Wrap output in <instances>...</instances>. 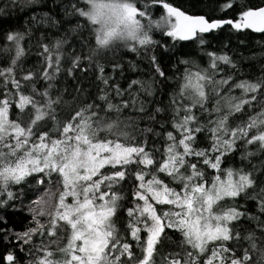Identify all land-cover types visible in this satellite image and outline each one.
Returning a JSON list of instances; mask_svg holds the SVG:
<instances>
[{
    "label": "snow or ice",
    "instance_id": "snow-or-ice-1",
    "mask_svg": "<svg viewBox=\"0 0 264 264\" xmlns=\"http://www.w3.org/2000/svg\"><path fill=\"white\" fill-rule=\"evenodd\" d=\"M17 2L11 0L13 6ZM19 2L29 8L42 0ZM57 2L53 0V4ZM82 2L83 7L73 3V11H65V16L85 18V24L77 23L71 31L88 27L95 46H88V55L82 57L75 49L64 50L66 37L53 38L51 47L41 43L39 55L45 68L40 78L48 82L42 92H37L36 74L25 72L19 63L25 56L26 33L14 31L6 35L11 47L2 51L12 56L8 66L0 68V87L5 89L0 98V209L11 206L10 201L18 198L12 189L28 184L30 178L35 179L36 188L43 187L44 191L27 204L30 226L21 231L0 227V239L15 242V247L9 248L0 261L157 264L159 258L160 264H201L204 257L203 264H264V237H258L255 229H247L242 235L240 228L241 219L247 218L264 231V221L249 213L246 204L237 203L240 199L256 201L258 213L264 214V182L257 183L264 162L248 170L230 162L225 166L226 158L238 147L243 149L241 161L250 162L251 157L264 151V76L231 85L232 75L217 78L218 64L237 68L227 53H206L207 67H201L195 59L182 60L186 67L179 93L171 94L169 101L173 131L164 133L162 152L157 144L149 147L148 137L161 136L153 125L164 127L166 122L156 118L166 109L156 106L147 112L145 100L141 99L138 107L136 103L141 93L147 97L155 95V78L134 79L127 88H121L118 81L109 84L122 67L115 53L125 47L113 43L118 36L136 41L126 49L139 54L141 49L148 52L150 46L158 43L153 39L154 32L175 42L197 41L199 45L207 43L206 34H215L226 26L230 31L264 34V3L253 6L247 0H225L220 11L232 10L233 14L224 18L182 10L170 0ZM30 18L36 21L34 26L51 22L55 27L59 23L48 13L40 14L38 20L36 15ZM31 31L28 28L27 35ZM85 45L87 39L81 41V46ZM106 53L113 54L108 57L112 67L108 75L106 63L102 62ZM149 59L159 76L164 77L156 56L150 55ZM84 60L89 68L95 65L102 87H98L94 99L61 118L56 105L62 97L51 95L55 81L63 71V62L70 63L67 72L71 75ZM133 86L138 91H132ZM235 89L241 94L234 95ZM125 93L128 100L123 99ZM34 94L43 100H37ZM114 99L119 102L114 103ZM13 105L17 109L14 118ZM245 106H259L261 110L247 120L233 121L236 114L244 113ZM126 108L137 115L123 116ZM141 120L147 122L143 128L139 127ZM200 134H204L207 146H199ZM250 145H258L256 151L249 150ZM129 178L135 183L131 186V206H125L124 182ZM54 182L58 197L52 189ZM121 211L124 218L120 217ZM41 218H46L45 222ZM7 223L0 216V224ZM58 228L67 232L63 246L53 239ZM166 229L180 234L181 251L161 256L164 244L172 243ZM241 240L248 247H243ZM17 249L25 256L23 261L17 256ZM253 253H258L255 260Z\"/></svg>",
    "mask_w": 264,
    "mask_h": 264
},
{
    "label": "trees",
    "instance_id": "trees-1",
    "mask_svg": "<svg viewBox=\"0 0 264 264\" xmlns=\"http://www.w3.org/2000/svg\"><path fill=\"white\" fill-rule=\"evenodd\" d=\"M174 3V6L181 7L182 10L191 9L192 12L207 13L210 16H223L228 18L233 14L232 10L228 12H221L219 6L225 2V0H170ZM247 2L253 6L261 5L264 0H247ZM76 3L78 7H83L82 0H58L57 3L53 4V0H42L40 4L34 5L29 8H24L21 3L12 5L11 0H0V8L4 11L0 12V68L7 67L11 59L12 53H5L2 51L4 47H11L10 43L6 40V35L9 32L20 31L25 32V56L19 62L22 64L25 72L31 70L36 74V88L37 92H42L47 86L48 82H45L40 78L41 73L45 68V64L42 56L39 53L42 52L40 47L41 43L52 46L56 37H66L68 43L64 46L66 52H71L75 49L76 53H79L82 57L88 55V46H95L94 37L90 38V29L85 27L83 31H71L75 28L77 23L85 24V18L79 17L78 15L65 16V11H73L71 5ZM67 5V8L64 6ZM238 10V9H237ZM155 12L159 14L160 9L156 7ZM43 13H48L50 17H53L58 21V25L53 27L51 22L48 25H36V21L30 17L33 15L37 16ZM31 28V35H27V29ZM41 34L44 39L41 41ZM207 40L205 45H199L197 41L190 42H175L172 38L165 36L161 32H154L153 39L158 41L153 46L149 47L148 52L140 50L139 54L132 52L130 49L121 48L116 51V60L121 64V69H118L115 73L114 80L109 81L112 85L116 81L119 82L121 88H127L128 84L134 79L149 80L155 78V95L147 97L141 93L139 99H137V107L139 106L140 100L143 99L146 102L147 112H152L156 106L165 108L166 111L163 114L157 115V121H165L163 128L160 127L159 123H155L153 126L156 131L161 133L160 137H155L153 134H149V147L153 144L160 146L161 152L165 144L164 133L167 131H173L171 126V115L168 111L170 105V96L173 93H179L180 84L182 83V76L185 64L181 63L185 59H195L201 67H207L209 57L206 55L208 52L215 53H227L232 60L237 64V68H233L223 63L218 64L217 78L222 76L232 75L234 77L230 85L240 80L255 81L257 78L264 76V34L255 33L251 30H245L242 32L230 31L227 26L223 30H219L215 34H206L204 37ZM87 39L88 45L81 46V41ZM29 44L31 47L29 48ZM112 53H106L105 57L102 58V62L106 63L105 75L112 73L111 62H108V57H111ZM156 56V63L159 64L161 70L164 72V77L159 76L155 71L153 63L150 61L149 56ZM63 71L57 77L55 84L56 87L52 90L51 95H61V101L56 105L57 113L61 118H64L68 113L72 112L78 105L87 103L94 99L98 95V87H102L100 82L97 80L99 75L98 70L93 64L89 68L86 60L82 61L80 67L73 70L72 74L69 75L67 69L71 67L67 61L62 64ZM195 70V69H193ZM121 72L123 76L121 77ZM21 75L19 69H17V78ZM172 77V79H167ZM3 84V79L0 78V85ZM11 84L8 85V89H11ZM77 89L80 90L78 93ZM86 90V91H85ZM5 91L3 87H0V98ZM132 91H138L137 86H133ZM239 89H235L234 95H240ZM36 95V94H34ZM37 100H43L42 97L36 95ZM124 100L129 99V95L125 93ZM179 99V96H177ZM114 103L119 102L113 100ZM261 109L259 106H255L252 109H248L245 106L244 113H238L233 118V121L247 120L248 116L254 115ZM17 109L13 105L12 114L13 118ZM199 114V112H198ZM137 113L132 111L131 108L124 109L123 116L135 117ZM123 118V117H122ZM201 119H205L201 117ZM50 124V122H48ZM146 121L141 120L139 127L143 128L146 125ZM134 131V129H130ZM199 146H207V141L204 134L198 136ZM258 145H250L249 150L256 151ZM243 151L242 148L238 147L237 150L226 158L225 166L230 162L236 167L243 166L245 170L251 169L253 165L260 166L264 162V151H260L257 155L250 158V162L241 161L240 154ZM199 167V165H198ZM207 172H212L210 169H206ZM55 181V177H53ZM264 182V170H261L257 175L258 185ZM47 183V182H46ZM135 183L134 180L129 178L124 182V191L127 193V198L124 201L125 206H131L130 201L132 200L131 186ZM31 184L33 187H29ZM177 186V185H173ZM57 185L55 182L52 185V189L56 192L58 197L59 192L56 191ZM23 189L21 193L20 189ZM17 193V199L10 201L9 207L0 209V216H4L8 223L7 225L0 224V227H12L14 230L21 231L26 226H30L31 215L28 212L27 204L30 200L36 198L37 193L44 191L43 187H35V179L30 178L28 184L15 186L12 189ZM238 204H246V210L249 213L260 216L261 221H264V214H260L256 208V201L243 199L238 200ZM245 210V209H241ZM120 217L124 218L125 213L121 211ZM46 218H41V222H45ZM241 234L243 235L247 229H255L258 237H264V231L257 228V222L242 218L240 221ZM166 232L172 238V243H165L160 255L163 256L169 252L181 251L178 247L182 237L175 230H167ZM67 235V232L57 229V244L63 246V237ZM47 241V237L45 238ZM134 243V242H133ZM260 243V241H258ZM240 244L243 247H248L246 241L241 240ZM264 246V245H262ZM15 247V242L11 244L0 239V257H3L9 248ZM211 247V246H210ZM190 250V248L188 249ZM251 252L252 250L249 249ZM17 256L20 257L21 261L25 259L23 253H20L17 249ZM240 255V252H237ZM258 253H253V259L255 260ZM204 257L201 258V264H203ZM0 264H6V262L0 261ZM157 264H160L159 258Z\"/></svg>",
    "mask_w": 264,
    "mask_h": 264
},
{
    "label": "clouds",
    "instance_id": "clouds-1",
    "mask_svg": "<svg viewBox=\"0 0 264 264\" xmlns=\"http://www.w3.org/2000/svg\"><path fill=\"white\" fill-rule=\"evenodd\" d=\"M143 33H139L138 35H142ZM114 44H118L119 46H122V47H128L130 45H133L136 43V41H134L131 37H128V36H124L123 38L121 37H117L114 41H113Z\"/></svg>",
    "mask_w": 264,
    "mask_h": 264
},
{
    "label": "rangeland",
    "instance_id": "rangeland-1",
    "mask_svg": "<svg viewBox=\"0 0 264 264\" xmlns=\"http://www.w3.org/2000/svg\"><path fill=\"white\" fill-rule=\"evenodd\" d=\"M234 92H235V90H234ZM233 94H234V93H233ZM208 107L210 108V107H211V104H209ZM197 114H198V111H197ZM203 118H206V117H203ZM212 118H215L214 115H213Z\"/></svg>",
    "mask_w": 264,
    "mask_h": 264
}]
</instances>
